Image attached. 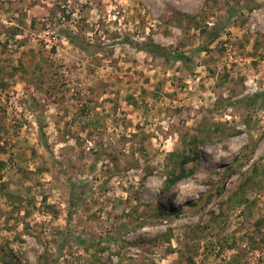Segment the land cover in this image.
I'll return each instance as SVG.
<instances>
[{
  "label": "rangeland",
  "instance_id": "1",
  "mask_svg": "<svg viewBox=\"0 0 264 264\" xmlns=\"http://www.w3.org/2000/svg\"><path fill=\"white\" fill-rule=\"evenodd\" d=\"M262 92L264 0H0V264H264Z\"/></svg>",
  "mask_w": 264,
  "mask_h": 264
},
{
  "label": "trees",
  "instance_id": "2",
  "mask_svg": "<svg viewBox=\"0 0 264 264\" xmlns=\"http://www.w3.org/2000/svg\"><path fill=\"white\" fill-rule=\"evenodd\" d=\"M206 33H207V41H206V44L204 46L199 47V48L194 49V50L182 51V52H177L174 54L161 51V49H158V47H155L154 45H153V47L150 46L149 49L141 47L140 44H136V43L135 44L131 43V45H133L134 48H136L140 51H145V52H148V53L153 54V55L164 56V57L169 58V59L171 58L177 62H182V63L187 64L195 56L199 55L200 53L207 52L209 50L210 46L212 44H214L215 42H217L221 38L222 29L217 28V27H213V28H210L209 31H207ZM68 38L73 44H76V45L80 44L79 41L75 37H73L72 35H69ZM80 48L85 50V47H80ZM254 96H255V98L256 97L259 98L261 96H264V92L258 93ZM42 138H44L43 133H42ZM195 143H196V140L190 144L189 154L183 156V159L179 163V169L169 173L166 181L164 182V191L170 190L172 187H174L176 184L180 183L182 180L187 179L188 177L193 175L194 168L191 165H193L195 163V160L199 154L197 145ZM73 188H74V186H73ZM73 188H72L71 194H74ZM73 198H74V196H73ZM72 206H74V203H72ZM158 212H159V215L165 214L162 207L159 208ZM78 240H80V239H78Z\"/></svg>",
  "mask_w": 264,
  "mask_h": 264
}]
</instances>
